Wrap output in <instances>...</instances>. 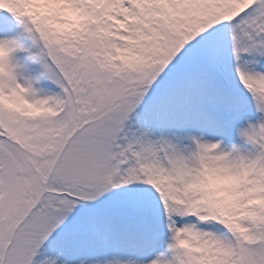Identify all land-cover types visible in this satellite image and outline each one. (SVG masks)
<instances>
[{"label":"snow or ice","instance_id":"1","mask_svg":"<svg viewBox=\"0 0 264 264\" xmlns=\"http://www.w3.org/2000/svg\"><path fill=\"white\" fill-rule=\"evenodd\" d=\"M0 264H264V0H0Z\"/></svg>","mask_w":264,"mask_h":264}]
</instances>
